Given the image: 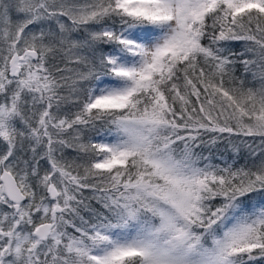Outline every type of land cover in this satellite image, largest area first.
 Instances as JSON below:
<instances>
[{"label":"snow or ice","instance_id":"6c2138e0","mask_svg":"<svg viewBox=\"0 0 264 264\" xmlns=\"http://www.w3.org/2000/svg\"><path fill=\"white\" fill-rule=\"evenodd\" d=\"M0 264H264V0H0Z\"/></svg>","mask_w":264,"mask_h":264},{"label":"trees","instance_id":"16d2710c","mask_svg":"<svg viewBox=\"0 0 264 264\" xmlns=\"http://www.w3.org/2000/svg\"><path fill=\"white\" fill-rule=\"evenodd\" d=\"M220 150H221V151L223 150V145L220 146ZM205 155H207V153H205ZM219 155H220L219 152H213V156H214V157H219ZM225 155L227 156V155H230V154L226 153ZM214 162H215V163H220V159L217 158V159L214 160ZM240 163L242 164V163H243V160H241Z\"/></svg>","mask_w":264,"mask_h":264}]
</instances>
